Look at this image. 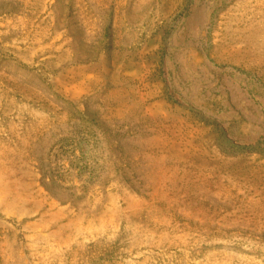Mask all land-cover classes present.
Returning a JSON list of instances; mask_svg holds the SVG:
<instances>
[{
	"label": "rangeland",
	"instance_id": "374dc122",
	"mask_svg": "<svg viewBox=\"0 0 264 264\" xmlns=\"http://www.w3.org/2000/svg\"><path fill=\"white\" fill-rule=\"evenodd\" d=\"M0 264H264V0H0Z\"/></svg>",
	"mask_w": 264,
	"mask_h": 264
}]
</instances>
